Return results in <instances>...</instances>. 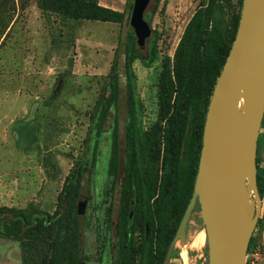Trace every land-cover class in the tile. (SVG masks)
<instances>
[{"label":"rangeland","instance_id":"rangeland-1","mask_svg":"<svg viewBox=\"0 0 264 264\" xmlns=\"http://www.w3.org/2000/svg\"><path fill=\"white\" fill-rule=\"evenodd\" d=\"M98 2L123 12L128 0ZM208 4L209 0H151L144 17L152 34L141 55L147 57L156 39L158 56L148 68L141 60L133 63L143 130H149L157 120L164 60L170 58L173 63L190 20ZM238 10L239 0L226 4L228 22ZM130 32L134 33L130 19L123 25L75 20L46 14L38 0H0V208L25 214L55 212L66 177L86 153L91 114L107 86L116 51L122 53ZM122 66L120 58L119 129L123 145L127 106ZM65 72L63 90L54 97L56 82ZM19 120L32 121L34 126L35 144L29 153L16 146L13 128ZM91 138L90 153L95 143ZM109 154L108 124L98 141L96 165L86 172L82 189L87 207L80 243L86 264L115 263L120 187L107 173ZM257 162L264 168V118ZM254 210L252 199V215ZM191 221L198 228H191L184 245L177 244L170 264H207V236L201 213L196 212ZM176 225L173 218L169 229ZM21 259L20 244L0 238V264H22ZM246 264H264V201Z\"/></svg>","mask_w":264,"mask_h":264},{"label":"trees","instance_id":"trees-1","mask_svg":"<svg viewBox=\"0 0 264 264\" xmlns=\"http://www.w3.org/2000/svg\"><path fill=\"white\" fill-rule=\"evenodd\" d=\"M231 0H209L185 29L174 61L166 58L159 84V113L149 130H143L139 114L137 76L133 63L141 60L150 67L158 56L156 39L141 53L133 32L117 50L106 88L90 117L88 148L64 181L53 214L0 208V238L20 244L22 264H80L83 262L80 236L84 217L78 204L86 172L96 165L99 139L110 128L107 173L119 182L118 240L114 264H164L168 248L177 232L194 192L203 143V131L210 100L230 53L238 29L243 0L237 15L228 22L224 9ZM46 14L83 21L128 22L134 0L123 12L102 6L98 0H38ZM126 79L127 117L123 145L119 129L121 73ZM72 61L70 62V65ZM61 74L54 87L58 96L66 81ZM13 131L16 146L24 153L34 148L32 121L19 120ZM94 137V150L89 152ZM31 139V140H30ZM257 181L264 201V168L257 162ZM199 204L193 213L200 212ZM177 225L169 229L172 219ZM207 264L209 247L206 242ZM174 254L172 259H174Z\"/></svg>","mask_w":264,"mask_h":264},{"label":"water","instance_id":"water-1","mask_svg":"<svg viewBox=\"0 0 264 264\" xmlns=\"http://www.w3.org/2000/svg\"><path fill=\"white\" fill-rule=\"evenodd\" d=\"M150 2L134 0L130 16L137 44L142 48L152 34L144 17ZM263 118L264 0H243L235 40L207 110L194 192L164 264H170L178 243L184 245L197 204L206 230L208 264H246L263 206L257 181ZM86 207L87 198L82 197L79 216L86 214Z\"/></svg>","mask_w":264,"mask_h":264},{"label":"crops","instance_id":"crops-1","mask_svg":"<svg viewBox=\"0 0 264 264\" xmlns=\"http://www.w3.org/2000/svg\"><path fill=\"white\" fill-rule=\"evenodd\" d=\"M194 226V229H197L198 228V226L196 225H192V221H190L189 222V224H188V229H187V234L190 232V230H191V228Z\"/></svg>","mask_w":264,"mask_h":264},{"label":"bare ground","instance_id":"bare-ground-1","mask_svg":"<svg viewBox=\"0 0 264 264\" xmlns=\"http://www.w3.org/2000/svg\"><path fill=\"white\" fill-rule=\"evenodd\" d=\"M196 242H197V240L195 239L194 243H196ZM183 257H185V256H183Z\"/></svg>","mask_w":264,"mask_h":264},{"label":"built area","instance_id":"built-area-1","mask_svg":"<svg viewBox=\"0 0 264 264\" xmlns=\"http://www.w3.org/2000/svg\"><path fill=\"white\" fill-rule=\"evenodd\" d=\"M183 257V256H182ZM183 261H186L185 259H184V257H183ZM186 264V263H185Z\"/></svg>","mask_w":264,"mask_h":264}]
</instances>
